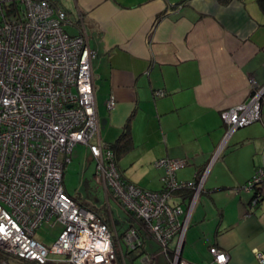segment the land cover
I'll list each match as a JSON object with an SVG mask.
<instances>
[{
  "label": "crops",
  "instance_id": "1",
  "mask_svg": "<svg viewBox=\"0 0 264 264\" xmlns=\"http://www.w3.org/2000/svg\"><path fill=\"white\" fill-rule=\"evenodd\" d=\"M58 4L70 20L69 33L84 28L95 51L100 137L111 148L128 128L127 148L111 149L122 177L141 188H162L163 170L154 163L163 157L187 159L177 180H194L224 137L222 111L247 101L252 81L253 88H264V13L258 0ZM112 95L116 106L109 109ZM261 112L259 121L231 135L212 164L183 242L182 256L193 264H212L211 247L229 253L227 264H264V257L257 258L264 256V181L257 205L255 192L245 190L264 168V91ZM184 195L171 202L187 206L191 197ZM128 218L126 213L122 233ZM112 228L122 235L116 223ZM147 253L154 256L151 264L167 259L156 244H148Z\"/></svg>",
  "mask_w": 264,
  "mask_h": 264
},
{
  "label": "built area",
  "instance_id": "2",
  "mask_svg": "<svg viewBox=\"0 0 264 264\" xmlns=\"http://www.w3.org/2000/svg\"><path fill=\"white\" fill-rule=\"evenodd\" d=\"M58 1L0 0V251L22 263L125 264L122 242L136 251L145 239L158 245L169 264H193L182 248L195 202L231 135L261 119L264 88H253L252 81L249 99L222 111L224 137L194 180H177L187 159L163 157L154 163L163 170L162 188H141L122 177L114 151L100 137L95 51L84 28L69 33L70 20ZM107 106H116L113 95ZM79 145L94 160V180L109 211L114 200L135 220L121 236L67 192L66 166ZM263 181L264 168H259L245 190L256 192ZM185 189L192 190L188 205L172 203ZM259 200L255 195L252 204ZM45 222L62 225L50 247L36 238ZM210 253L212 264L230 260L220 248L211 247ZM153 259L145 253L141 261L151 264Z\"/></svg>",
  "mask_w": 264,
  "mask_h": 264
},
{
  "label": "rangeland",
  "instance_id": "3",
  "mask_svg": "<svg viewBox=\"0 0 264 264\" xmlns=\"http://www.w3.org/2000/svg\"><path fill=\"white\" fill-rule=\"evenodd\" d=\"M94 169L95 163L91 154L88 152L87 147L85 145H79L73 152L72 161L66 166L64 184L67 192L76 195L79 197L80 201L88 203L91 207L101 208L103 213L105 210H108L106 213L107 216L110 215L108 218H110L109 224L111 229H113L112 226L116 223L117 230L121 234L125 230V225L122 221L126 218V212L120 206L118 207V204L114 200H111V216L103 190L94 180ZM61 229L62 225L58 223L52 225L45 222L36 230V238L42 241L46 246L50 247L58 238ZM148 244L156 243L149 242L147 245ZM122 247L126 253L124 242H122ZM141 259L142 256L131 259L126 255L125 264H143ZM52 262L55 264H65L63 261L57 260H53ZM25 264H28V262ZM29 264L38 263L29 262ZM156 264H167V259H160Z\"/></svg>",
  "mask_w": 264,
  "mask_h": 264
},
{
  "label": "trees",
  "instance_id": "4",
  "mask_svg": "<svg viewBox=\"0 0 264 264\" xmlns=\"http://www.w3.org/2000/svg\"><path fill=\"white\" fill-rule=\"evenodd\" d=\"M258 4H259L261 10L264 13V0H258ZM129 143H130V134H129V130L127 128V130L119 138L117 144L112 145L111 148L114 149V151H118L120 148H125V147L127 148V146L129 145ZM179 193H180V195L183 194V193H185L186 195H184V196L190 198L191 195H192V190L191 189H187L186 191H182L181 190V191L178 192V194ZM258 194L260 195L259 188H257V191L255 192L254 196L255 195H258ZM71 196L77 202H79V203L85 205L86 207H89L90 209L96 211L98 214H100L103 217V219H104L105 222L109 223L110 218H108L109 215L107 216V213H106L108 210H105V212L103 213L101 211V208L91 207L88 203H85V202L80 201L79 197H77L76 195H72L71 194ZM254 196H253V198H254ZM105 214H106V216H105ZM127 215L129 217L128 218L129 219L128 221L130 223L129 227L135 226L136 224H135L134 218L129 213H127ZM145 253H147V242L144 239V244H143V246H142L141 249L136 250V251L135 250L134 251H132V250L131 251L130 250H126V253L124 252V256L126 257V255H127L128 257H130L131 259H133L135 257L143 256V254H145ZM119 259H120V257H119ZM14 260H16V259L13 258L12 256H10L8 254H4L2 251H0V264L3 261H7V262L10 263L11 261H14ZM26 262H28V264H29L30 261H26ZM46 264H55V263H53L52 261H50V262H47ZM167 264H169V263L167 262Z\"/></svg>",
  "mask_w": 264,
  "mask_h": 264
},
{
  "label": "water",
  "instance_id": "5",
  "mask_svg": "<svg viewBox=\"0 0 264 264\" xmlns=\"http://www.w3.org/2000/svg\"><path fill=\"white\" fill-rule=\"evenodd\" d=\"M10 264H24V263L18 261H11Z\"/></svg>",
  "mask_w": 264,
  "mask_h": 264
}]
</instances>
